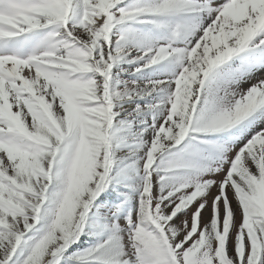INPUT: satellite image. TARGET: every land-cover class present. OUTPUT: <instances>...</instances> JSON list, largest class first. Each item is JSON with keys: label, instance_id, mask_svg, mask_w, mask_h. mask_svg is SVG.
Segmentation results:
<instances>
[{"label": "snow or ice", "instance_id": "6c2138e0", "mask_svg": "<svg viewBox=\"0 0 264 264\" xmlns=\"http://www.w3.org/2000/svg\"><path fill=\"white\" fill-rule=\"evenodd\" d=\"M260 70L264 0H0V264H264Z\"/></svg>", "mask_w": 264, "mask_h": 264}, {"label": "rangeland", "instance_id": "374dc122", "mask_svg": "<svg viewBox=\"0 0 264 264\" xmlns=\"http://www.w3.org/2000/svg\"><path fill=\"white\" fill-rule=\"evenodd\" d=\"M261 78H264V74H261V73H259L256 77H254V80H253V78H252V83L253 82H255L256 80H258V79H261ZM250 81V80H249ZM250 84H247V82L246 83H244L243 85H242V88H244V89H247V87L249 86ZM229 194L231 195V191L229 190ZM205 215H207V213L205 214ZM239 219V214H237V220ZM82 239H86V238H83L82 237Z\"/></svg>", "mask_w": 264, "mask_h": 264}, {"label": "bare ground", "instance_id": "6f19581e", "mask_svg": "<svg viewBox=\"0 0 264 264\" xmlns=\"http://www.w3.org/2000/svg\"><path fill=\"white\" fill-rule=\"evenodd\" d=\"M259 73L264 74V70H260V71H258V72L252 77L253 80H254V77H256ZM251 83H252V79H251L250 81L247 82V84H251Z\"/></svg>", "mask_w": 264, "mask_h": 264}]
</instances>
